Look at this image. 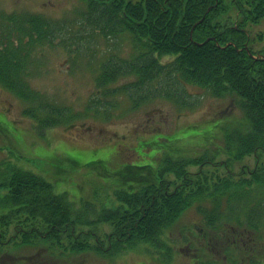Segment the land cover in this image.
<instances>
[{
    "label": "trees",
    "instance_id": "obj_1",
    "mask_svg": "<svg viewBox=\"0 0 264 264\" xmlns=\"http://www.w3.org/2000/svg\"><path fill=\"white\" fill-rule=\"evenodd\" d=\"M80 1L85 4L84 10L73 18L0 11V85L28 103L25 114L40 128L71 125L78 114L70 107L47 102L43 93L30 86L35 55L46 47L60 46L77 57L85 54L93 59L101 37L113 41L114 46L99 63L98 91L87 105V115L113 118L121 95L133 108L166 98L192 109L199 101L187 92L185 82L205 88L216 97L234 98L245 121L239 124L245 129L231 131V123L223 121L225 144L215 153L165 156L156 171L147 165L129 168L127 178L135 183L116 190L118 204L101 210L90 203L76 210L67 195L56 194L43 176L1 163L0 188L7 192L0 194V248L12 242L13 237L8 239V235L13 228V236L22 245L46 246L44 252L56 257L51 263L33 257L10 264H59L70 253L113 255L139 243L161 248L165 246V230L194 205L216 236L224 233L228 237L225 228L233 223L234 228L249 233L238 234L250 239L249 249L239 245L235 256L225 249L226 261H230L226 264L244 255L250 257V264H261L264 61L252 56L256 53L249 48L251 41L245 29L264 20V0ZM122 39L130 47L126 55L119 53ZM165 56L173 60L161 63L160 58ZM128 77L134 79L120 87L112 86ZM221 152L228 160L214 162ZM253 154L257 167L249 179L243 177L245 169L239 175L220 173L222 164L229 169L232 163ZM190 166H197L198 171L191 172ZM91 213L95 218L89 219ZM103 223L111 227L105 239L97 234ZM86 226L87 232L82 230ZM210 259L201 264H214ZM215 264H221V260Z\"/></svg>",
    "mask_w": 264,
    "mask_h": 264
},
{
    "label": "rangeland",
    "instance_id": "obj_2",
    "mask_svg": "<svg viewBox=\"0 0 264 264\" xmlns=\"http://www.w3.org/2000/svg\"><path fill=\"white\" fill-rule=\"evenodd\" d=\"M83 8L80 0H0V9L4 12L28 11L52 18H72ZM248 30L252 50L264 55V20L251 25ZM111 42L100 41L94 64H88V58L82 55L81 60L78 58L73 62L72 56L57 46L44 49L39 55L41 63L33 67L37 73L30 78L33 89L43 93L47 102L67 106L83 114L71 128L59 127L45 132L39 130L34 121L23 113L29 106L0 86V161L10 162L43 176L52 183L57 194H66L76 207L81 206V203L95 204L96 198L100 199L103 208L112 207L115 203L110 198L112 192L135 183L127 178L129 168L150 165L155 170V162L160 163L166 153L172 154L171 149L176 151L178 148V156H196L206 150L214 151L224 145L223 138L216 139L223 136V131L216 128V124L226 121L236 126L239 122H245L243 112L236 106L234 98L214 97L205 89L189 84L184 85L188 93L199 98L198 106L193 109H180L168 100L156 99L146 106L131 110L130 103L120 96L122 107L118 115L109 121L86 117L84 108L97 92V67L102 58L112 53L114 44ZM126 49L125 42L121 50ZM170 60L164 58L162 62ZM131 79H121L114 86L120 87ZM212 139L213 143H210ZM227 158L225 153H221L216 161H225ZM255 164L256 158L248 156L232 163V171L239 175L243 169L252 170ZM190 170L196 172L198 168L190 167ZM219 171L225 173L222 167H219ZM244 177L247 178L248 174ZM6 192V189L0 188L1 195ZM202 227L204 218L193 206L166 230L164 241L172 245L175 251L171 262H168L169 255L161 257L151 252L150 248L148 250L139 245L129 253L112 257L92 252L77 256L71 254L59 264H195V259H190L194 254L202 260L211 257V251L208 250L211 243L203 236L207 228ZM82 230L87 232L89 227H83ZM110 231L108 224H101L97 234L104 238ZM11 235L12 229L8 238ZM20 247H3L0 260L3 261L5 255H37L41 256L37 261L45 259L47 263L56 259L44 252L46 246ZM5 262L0 264H7Z\"/></svg>",
    "mask_w": 264,
    "mask_h": 264
},
{
    "label": "flooded vegetation",
    "instance_id": "obj_3",
    "mask_svg": "<svg viewBox=\"0 0 264 264\" xmlns=\"http://www.w3.org/2000/svg\"><path fill=\"white\" fill-rule=\"evenodd\" d=\"M229 241H231V245L232 247H235V244H237V242H242V246H248L247 240L248 237L245 236H231L230 238H228Z\"/></svg>",
    "mask_w": 264,
    "mask_h": 264
}]
</instances>
